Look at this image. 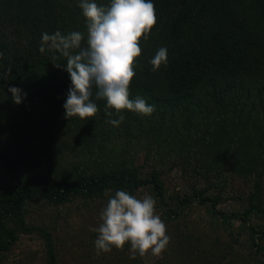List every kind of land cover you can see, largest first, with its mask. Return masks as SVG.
I'll return each instance as SVG.
<instances>
[{
    "label": "trees",
    "instance_id": "trees-1",
    "mask_svg": "<svg viewBox=\"0 0 264 264\" xmlns=\"http://www.w3.org/2000/svg\"><path fill=\"white\" fill-rule=\"evenodd\" d=\"M152 2L157 23L140 41L129 98L139 95L156 110L151 116L123 110L124 121L113 126L107 121L118 119L115 110L108 117L106 101L95 97L94 117L65 118L66 61L57 60V68L53 53L39 51L45 32L80 31L86 42L80 0H0V264L21 235L40 240L42 264H59L49 226L25 220L32 207L62 215L76 203L89 210L117 190L137 196L142 188L162 207L163 221L196 204L219 215L224 230L238 218L249 247L264 251V0ZM161 47L168 66L154 72L149 61ZM9 87L27 94L19 105ZM133 151L143 153L139 165L126 160ZM172 169L191 181L190 194L167 198ZM228 171L250 181L247 193L226 191ZM230 197L244 203L242 213L214 212ZM204 253L207 262L225 261L215 249ZM110 254L118 262L134 260L127 245ZM229 255L226 264H246L235 247Z\"/></svg>",
    "mask_w": 264,
    "mask_h": 264
},
{
    "label": "clouds",
    "instance_id": "clouds-1",
    "mask_svg": "<svg viewBox=\"0 0 264 264\" xmlns=\"http://www.w3.org/2000/svg\"><path fill=\"white\" fill-rule=\"evenodd\" d=\"M79 8L86 20L87 38L80 31L62 34L42 33L39 51L53 53L51 63L61 57L66 61L64 71L69 74L71 87L63 104L65 118L81 120L94 117L98 112L95 100H105V114L118 119L107 122L119 126L124 121L123 110L143 116H151L156 110L137 95L130 99V85L136 75L135 61L141 55L140 41L148 39L157 23L152 0H109L106 6H98L95 0H80ZM2 55V54H0ZM152 70L167 68L168 54L165 47L157 50L149 61ZM11 75L9 68L5 74ZM12 100L19 105L27 94L18 87H9ZM111 190L106 189V195ZM156 199L151 195L137 197L125 190L109 195L106 206L100 212L94 246L99 255L110 253L113 248L123 250L127 245L134 259L148 255L160 256L169 245L167 228L156 212Z\"/></svg>",
    "mask_w": 264,
    "mask_h": 264
},
{
    "label": "rangeland",
    "instance_id": "rangeland-1",
    "mask_svg": "<svg viewBox=\"0 0 264 264\" xmlns=\"http://www.w3.org/2000/svg\"><path fill=\"white\" fill-rule=\"evenodd\" d=\"M143 153L133 151L126 155L127 162L132 165H139ZM145 173L147 169H143ZM226 191L231 195L244 194L248 192L250 181L238 179L227 172ZM169 184L166 186L167 198H181L190 194L191 181L180 176V171L172 169L168 174ZM194 185V184H193ZM195 188L201 189L204 185L195 183ZM262 191L264 194V177L262 180ZM211 192H207L210 194ZM137 197L150 195L144 188L136 192ZM92 204L88 210L77 203L70 206L66 214H54L47 209L32 207L25 215V220L32 225H48L55 238V251L59 264H214L207 262L208 255L204 252L209 248L215 249L217 255H224L222 264L226 259L231 258V249L235 247L236 254L246 264L264 263V251L254 253L247 244V233L240 230L241 222L236 219L229 220L231 231L224 230L220 225L219 215L210 214L206 210L194 204L188 207L181 217L163 221L167 228V235L170 237L169 245L160 256H153L150 253L146 256L136 255L134 260L124 259L118 262V258H111L110 253L97 254L95 246H92L90 237L91 228L98 227L100 223V212L106 206L102 203ZM162 207L156 203V212ZM245 210L243 202L236 198H225L217 204L214 212L225 215L240 214ZM251 224L254 221L251 220ZM228 232H233L229 237ZM175 233L180 235L175 236ZM238 233V234H237ZM264 248V240L261 242ZM190 246V250L187 248ZM182 251V253L180 252ZM226 253V255H225ZM166 254V256L164 255ZM43 251L40 240L34 235H21L18 241L12 245L7 252L3 264H42Z\"/></svg>",
    "mask_w": 264,
    "mask_h": 264
}]
</instances>
